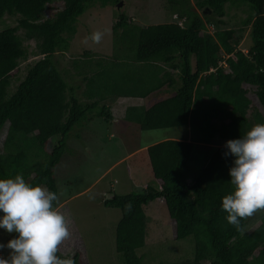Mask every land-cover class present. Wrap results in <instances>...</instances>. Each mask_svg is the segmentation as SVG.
Here are the masks:
<instances>
[{
    "label": "trees",
    "instance_id": "trees-1",
    "mask_svg": "<svg viewBox=\"0 0 264 264\" xmlns=\"http://www.w3.org/2000/svg\"><path fill=\"white\" fill-rule=\"evenodd\" d=\"M54 1L0 0V24L4 16L16 19L0 29V179L20 174L57 194L54 170L73 128L94 131L95 121L117 120L132 123L137 133L183 127L182 137L142 149L160 186L146 184L102 200L120 210L115 250L124 264H143L137 250L145 244L144 207L162 198L174 238L192 240V256L180 264H264V214L240 218L238 227L221 207L233 190V158L223 155L225 142L264 124V0H163L175 18L149 25L130 22L119 11L111 25L113 36L123 34L118 49L98 54L80 48L65 65L57 54L68 50L78 17L119 0H62V7L43 18ZM240 3L247 5L245 17L233 20L231 7ZM244 32L245 51L238 47ZM27 39L40 56L12 89L17 65L29 55ZM169 87L172 95L165 94ZM156 93V102L141 103ZM108 97L140 105L113 106ZM56 255L82 264L79 252L64 255L58 249Z\"/></svg>",
    "mask_w": 264,
    "mask_h": 264
},
{
    "label": "rangeland",
    "instance_id": "rangeland-1",
    "mask_svg": "<svg viewBox=\"0 0 264 264\" xmlns=\"http://www.w3.org/2000/svg\"><path fill=\"white\" fill-rule=\"evenodd\" d=\"M119 1H122V5L118 8L117 4H107L104 7L95 5L86 9L78 17L76 32L70 38L68 50L64 56L57 54V59L62 65H65V60L71 55L78 54L80 48L99 52L98 54L111 53L113 49L116 51L118 49L116 47L124 40L121 30L114 36L111 30V25L116 21L119 11L128 15L130 22L141 25L164 23L175 18L174 13L163 0ZM240 4L239 8L231 7V11H234L231 14L234 17L233 20L245 17L247 5ZM60 7H62V0H55L44 9L43 18L50 17ZM3 19L4 22L0 24V29L6 25L16 24L14 17L4 16ZM209 29H211L210 25ZM95 32L102 34L99 42L91 39ZM18 33L21 34L22 30ZM247 43L248 38L244 32L238 47L245 51ZM24 45L27 46L29 55L19 61L16 72L11 78L12 89L24 76L26 67L40 56L32 52L35 49L32 39L24 40ZM164 91L167 94L168 90ZM159 93L150 96L145 104L149 106L156 102L161 96ZM251 98L256 105H260L254 96ZM106 102L110 103L109 100ZM111 103L113 106L115 104L119 106L123 100ZM76 128L66 135L65 152L54 170L58 201H61L66 194L79 192L68 201L67 206L62 207V202L58 203L56 210L64 215L69 231V237L61 242L58 249L64 255L79 252L82 264H124L122 256L115 250L114 243V229L120 217V210L115 207H104L102 200L104 196L107 198L108 192L125 194L131 190L135 191V188L140 186L157 183L143 150L134 152L130 158L114 165L113 170L106 172L104 176L102 175L103 170L121 154L166 138H179L186 129L183 127L161 128L137 133L132 123L122 120L107 124L95 121L94 131L85 126ZM86 130L90 131L86 133ZM109 131L112 132L111 136L114 133L116 135L113 138L99 139ZM136 133L137 135H133ZM50 143H47L48 147ZM104 152H109L110 155H105ZM110 183L112 185L109 186ZM144 210L147 214L145 244L137 250L143 257V264H180L185 259H190L193 251L192 240L190 237L181 240L174 238L173 223L168 216L163 199L159 198L157 201L149 202ZM254 213L264 214V208L257 209ZM9 235L10 233L0 229V243H6ZM9 251L7 248L0 249V257L8 258Z\"/></svg>",
    "mask_w": 264,
    "mask_h": 264
},
{
    "label": "clouds",
    "instance_id": "clouds-1",
    "mask_svg": "<svg viewBox=\"0 0 264 264\" xmlns=\"http://www.w3.org/2000/svg\"><path fill=\"white\" fill-rule=\"evenodd\" d=\"M101 35L95 32L91 39L99 42ZM224 148L223 155L233 158L228 170L233 190L222 197L221 207L227 212L226 220L239 227L240 218L264 208V124L227 140ZM56 200L55 192L27 183L20 174L0 179V229L15 234L0 243V249L10 250L8 258L0 257V264H73L56 255L69 237L64 215L53 207Z\"/></svg>",
    "mask_w": 264,
    "mask_h": 264
},
{
    "label": "crops",
    "instance_id": "crops-1",
    "mask_svg": "<svg viewBox=\"0 0 264 264\" xmlns=\"http://www.w3.org/2000/svg\"><path fill=\"white\" fill-rule=\"evenodd\" d=\"M167 90H169L168 91V93L169 94H171L172 95V93H174V89L172 88V87H169V88H167ZM148 98L149 97H147V98H144V99H142V101H141V103L142 104H144L145 103V101H147L148 100ZM107 100H109V102L111 103V101L113 102V101H116V100H123V103H121V104H123L124 106L123 107H126V104H132V105H140V103H138V102H135L134 100H131V101H129L128 99H121V98H114V97H108L107 98ZM115 103V102H114ZM116 105V104H115ZM112 132H110L109 131V133L107 134V132L104 134V135H102L99 139H101V140H104V139H108V138H113V136H115L116 134L114 133L113 134V136H111L110 134H111ZM187 135H189V133H188V130H187ZM182 137V136H181ZM188 137V136H187ZM175 138H178V137H175ZM180 138V137H179ZM147 145H143V146H140V147H136V149H132V150H130V151H128V152H126V153H124V154H121L115 161H113L112 163H110L108 166H107V168H105V170H103V173H102V175L104 176L105 174H106V172H111L112 170H113V166L114 165H117L119 162H123L125 159H127V158H130L131 156H132V154L134 153V152H136V151H138V150H142V149H144V147H146ZM104 154L105 155H110V153L109 152H104ZM103 176H101V178L103 177ZM157 180V179H156ZM111 182H113V181H111ZM157 182V181H156ZM110 185H112L111 183L109 184V186ZM108 186V185H107ZM112 189H110V191H111ZM86 191V190H85ZM79 194V192H77V194L75 193V192H72L70 195H64V197H63V199L61 200V201H59L60 203L62 202V207H64V206H66L67 204H68V201H70V200H72L76 195H78ZM104 194H105V192H104ZM105 197V196H104ZM59 205V204H58ZM57 205V206H58ZM105 207V206H104ZM58 209V208H57ZM146 214V213H145ZM146 216H147V214H146Z\"/></svg>",
    "mask_w": 264,
    "mask_h": 264
},
{
    "label": "built area",
    "instance_id": "built-area-1",
    "mask_svg": "<svg viewBox=\"0 0 264 264\" xmlns=\"http://www.w3.org/2000/svg\"><path fill=\"white\" fill-rule=\"evenodd\" d=\"M224 57H227V55H226V54H223V58H224ZM223 58L220 60L219 64L224 65V60H223Z\"/></svg>",
    "mask_w": 264,
    "mask_h": 264
},
{
    "label": "water",
    "instance_id": "water-1",
    "mask_svg": "<svg viewBox=\"0 0 264 264\" xmlns=\"http://www.w3.org/2000/svg\"><path fill=\"white\" fill-rule=\"evenodd\" d=\"M117 5H116V7L118 8L119 7V5H122V1H119V2H117L116 3ZM110 197H113V194H111V196Z\"/></svg>",
    "mask_w": 264,
    "mask_h": 264
}]
</instances>
